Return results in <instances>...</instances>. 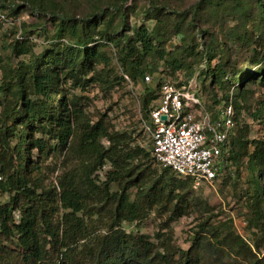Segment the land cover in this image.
<instances>
[{
    "label": "trees",
    "instance_id": "1",
    "mask_svg": "<svg viewBox=\"0 0 264 264\" xmlns=\"http://www.w3.org/2000/svg\"><path fill=\"white\" fill-rule=\"evenodd\" d=\"M124 1L113 0L112 6H96L78 17L57 9L54 0H0L8 17L30 9L57 24L60 40L37 56L33 41L15 39L9 45L13 62L1 67L0 196L7 198L0 199V264H264L232 222L211 225L205 220L177 258L147 236L122 229L124 221L141 217L156 201L178 215L198 204L193 180L179 177L171 167L147 179L149 153L138 145L123 155L131 136L85 121L77 96L70 98L63 86L68 79L75 82L81 74L89 75L101 57L100 48L109 44L117 49L123 77L133 81H145L147 75L152 81L153 74L168 72L179 84L187 83L198 63L205 61L202 74L223 92L218 104L232 103L235 110L234 131L215 180L225 174L235 178L250 226L264 243V135L252 138L248 126L238 122L248 86H264V0H198L173 13L150 0L140 10L144 21L136 27L128 24L134 6ZM239 51L249 54V66L238 67ZM150 82L141 95L149 124L159 89ZM228 86L237 88L235 95ZM262 112L264 106L256 116L264 126ZM64 151L71 156L58 185L51 187L42 165ZM107 161L124 173L118 189L112 190L108 182L98 185L93 177ZM132 188L137 189L134 197ZM90 195L95 200L92 213L107 217L110 226L95 247H80L86 228L77 213L85 209ZM53 201L69 210L57 226L50 218Z\"/></svg>",
    "mask_w": 264,
    "mask_h": 264
},
{
    "label": "rangeland",
    "instance_id": "2",
    "mask_svg": "<svg viewBox=\"0 0 264 264\" xmlns=\"http://www.w3.org/2000/svg\"><path fill=\"white\" fill-rule=\"evenodd\" d=\"M54 1L58 3L57 9L63 8L67 14L77 15L78 17L89 13L96 6L113 5V0ZM152 1L164 4L163 7L167 8L169 13H173L178 12L177 10L189 9L198 0ZM120 2L123 3V0H120ZM125 2L128 3L127 5L134 6L133 9L130 8L128 24L131 27H136L144 21L140 10L148 5L150 0H125ZM33 12L30 9H23L16 16H7V20L0 19V78L1 67L13 62L9 45L17 39V34L20 31L26 36L37 39V41H33V52L37 56L53 49L55 44L60 41L55 35L57 24L54 25L46 18H38ZM4 13L7 15L9 12L6 10ZM170 19V17L166 18L169 23H171ZM148 25L151 28L152 22H149ZM61 42L67 43V40L62 39ZM100 55L101 57L95 64L94 70L89 75L81 74L80 79L75 82L68 79L63 86L68 90L70 98L72 95L77 96L76 104L83 111L85 121L93 124L100 122L112 134L125 133L131 136L132 143L129 147L126 145L123 148V155H127L126 153L130 150V147L138 145L149 153L150 160L146 162L147 166L144 167L149 168L147 179H150L160 173L164 166L155 161L152 156L151 130L141 107V95L147 82L142 81V79L133 81L123 77L117 49L113 45L109 44L101 47ZM235 56L237 57L238 67L249 66L248 53L239 51L236 52ZM26 59H29V56ZM161 67L163 68V65ZM205 68V61L199 62L193 78L197 81L199 94L205 104L217 109L222 106L218 104V99L223 92L220 88L211 86L210 78L202 74ZM160 74V72H157L156 75L153 74L154 78L149 85L156 88L163 79L171 77L168 72L163 73L161 76ZM226 90L230 92V95H233V93L235 95L237 92L235 86H228ZM54 100L57 101V99ZM242 100L238 115L239 126L247 125L250 137H261L264 135V126L261 122L262 119H259L256 115L261 106H264V86L256 83L250 84L248 92L242 97ZM262 113L264 116V112ZM37 136H39L38 133ZM15 142H11V145H14ZM104 143L107 146L109 144L107 140H104ZM34 155V159H37L36 150ZM69 156L71 155L67 154V151L59 152L53 159L42 165L46 183L50 184L51 187L58 185V177L65 171L64 166ZM126 159V165L128 166L131 161L129 158ZM227 175L225 174L212 183H206L199 188H195V194L200 202L189 206L184 213L178 215L171 210L169 205L156 201V204L151 209H147V212L143 213L141 217L133 221H124L121 225L122 229L136 237L147 236L151 241L159 243L162 248L164 247L163 250L174 252L175 258H177L181 253L180 251L189 248L194 234L197 233L200 225L205 220L209 219L211 225L232 222L236 232L245 239L252 247L257 258L264 263V243L261 241L260 235L255 234V230L250 226V214L243 201L239 199V187L235 184V178H229ZM93 177H95L94 179L98 185L108 182L111 189L115 190L122 185L124 173L123 171H117L115 166L107 161ZM131 191L132 197H134L137 189L132 188ZM6 198V195L0 196L1 201ZM50 199H47L46 203H49ZM93 199L90 195L85 209L77 213L86 228L85 237L78 243L80 247H95L98 242L96 241L97 238L105 235L110 226V220L107 217L92 213L91 206L95 203ZM53 205L55 210L51 211L50 218L53 225L57 226L62 221L64 213L69 210H66L55 201H53ZM255 242L259 246L258 250L255 248ZM240 264H248V261L243 262L240 260Z\"/></svg>",
    "mask_w": 264,
    "mask_h": 264
},
{
    "label": "built area",
    "instance_id": "3",
    "mask_svg": "<svg viewBox=\"0 0 264 264\" xmlns=\"http://www.w3.org/2000/svg\"><path fill=\"white\" fill-rule=\"evenodd\" d=\"M2 11L0 19L7 20ZM16 38L37 41L22 31ZM145 81L150 82L151 76L147 75ZM234 116L232 103L208 109L195 78L182 84L172 77L165 78L159 85L150 114L152 154L161 165L173 168L179 177L191 178L195 188L212 183L229 148Z\"/></svg>",
    "mask_w": 264,
    "mask_h": 264
},
{
    "label": "water",
    "instance_id": "4",
    "mask_svg": "<svg viewBox=\"0 0 264 264\" xmlns=\"http://www.w3.org/2000/svg\"><path fill=\"white\" fill-rule=\"evenodd\" d=\"M163 119H166V116H163Z\"/></svg>",
    "mask_w": 264,
    "mask_h": 264
}]
</instances>
